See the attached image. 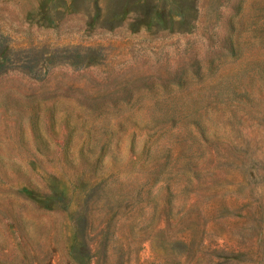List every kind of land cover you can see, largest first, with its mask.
Listing matches in <instances>:
<instances>
[{
  "label": "rangeland",
  "instance_id": "1",
  "mask_svg": "<svg viewBox=\"0 0 264 264\" xmlns=\"http://www.w3.org/2000/svg\"><path fill=\"white\" fill-rule=\"evenodd\" d=\"M0 264H264V0H0Z\"/></svg>",
  "mask_w": 264,
  "mask_h": 264
}]
</instances>
